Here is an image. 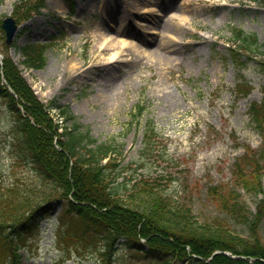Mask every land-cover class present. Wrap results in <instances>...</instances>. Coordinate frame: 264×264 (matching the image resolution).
Listing matches in <instances>:
<instances>
[{
    "label": "rangeland",
    "instance_id": "rangeland-1",
    "mask_svg": "<svg viewBox=\"0 0 264 264\" xmlns=\"http://www.w3.org/2000/svg\"><path fill=\"white\" fill-rule=\"evenodd\" d=\"M16 1L2 0L0 14L10 13ZM74 2L72 10L68 0H47L42 12L22 25L11 48L38 96L68 107L81 125L79 131L122 147L120 179L163 174L169 182L167 193L191 206L201 221L237 222L207 190L211 184L229 180L231 166L243 152L235 148L237 140L231 131L253 147L264 146L248 113L249 104L264 96V51L255 52L254 58L238 59L229 42L231 27L255 33L260 44L264 41V3ZM103 33L113 39L114 46L96 47ZM32 42L47 44L44 67H29L24 61L21 46ZM113 52L117 55L110 59ZM239 72L252 86L248 95L237 96L234 90ZM139 102L145 107L140 115L135 112ZM148 119L154 121L159 139L153 151L146 152L143 131ZM15 135L13 119L0 102V180L5 182L10 181L17 158ZM29 167L22 163L17 172L22 174ZM246 199L254 210L257 197L247 195ZM61 212L62 206L56 207L50 217L41 219V230L30 233L21 251L23 264H100L96 250L59 240ZM235 226L248 235L247 224ZM261 235L264 240V222ZM128 254L120 248L113 264H127Z\"/></svg>",
    "mask_w": 264,
    "mask_h": 264
},
{
    "label": "trees",
    "instance_id": "trees-1",
    "mask_svg": "<svg viewBox=\"0 0 264 264\" xmlns=\"http://www.w3.org/2000/svg\"><path fill=\"white\" fill-rule=\"evenodd\" d=\"M45 5V0H21L14 14L25 20ZM233 31V54H249L259 47L256 36L239 28ZM7 49L0 19V52L4 55L0 59V100L14 117L17 157L30 166L21 177L14 170L9 182L0 181V263L21 264L19 249L25 236L62 206L59 237L80 240L88 249L97 248L102 264H110L119 244L130 251L133 264L140 259L151 264H264L260 233L264 197L258 198L264 192V149L245 145L244 153L233 163L230 180L208 187L210 197L228 217L247 224L249 235L241 234L225 219L200 221L191 206L167 193L163 175L120 180L123 167L117 162H102L108 151L116 148L88 146L94 142L89 132L67 128L59 132V124L21 75ZM24 49L27 52L26 46ZM31 59L33 64L36 59L41 65L45 62L43 55ZM250 88L246 82L236 84L241 94H247ZM56 106L67 120L72 117L60 104ZM142 110L144 107L138 104L137 112ZM249 113L254 127L264 136V97L249 105ZM156 136L149 121L145 149L155 143ZM245 195L258 198L255 211ZM216 250L246 258H232L214 253ZM254 257L256 260H249Z\"/></svg>",
    "mask_w": 264,
    "mask_h": 264
},
{
    "label": "water",
    "instance_id": "water-1",
    "mask_svg": "<svg viewBox=\"0 0 264 264\" xmlns=\"http://www.w3.org/2000/svg\"><path fill=\"white\" fill-rule=\"evenodd\" d=\"M3 27L5 28L6 31L7 43H10L15 35L17 24L12 17H7L3 21Z\"/></svg>",
    "mask_w": 264,
    "mask_h": 264
},
{
    "label": "bare ground",
    "instance_id": "bare-ground-1",
    "mask_svg": "<svg viewBox=\"0 0 264 264\" xmlns=\"http://www.w3.org/2000/svg\"><path fill=\"white\" fill-rule=\"evenodd\" d=\"M109 38H110V36H107L106 34L103 33L102 36H101V39H100V43L98 41V45H96V47L103 50V49H107V46H109V45L110 46H114L113 39H109ZM124 43L125 42H122V44H124ZM116 55H117V52H113L110 55V59H113ZM80 64L82 65V62Z\"/></svg>",
    "mask_w": 264,
    "mask_h": 264
}]
</instances>
